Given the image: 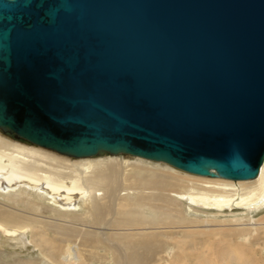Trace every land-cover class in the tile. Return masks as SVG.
Segmentation results:
<instances>
[{"label": "water", "instance_id": "water-1", "mask_svg": "<svg viewBox=\"0 0 264 264\" xmlns=\"http://www.w3.org/2000/svg\"><path fill=\"white\" fill-rule=\"evenodd\" d=\"M0 129L229 179L264 163V0H0Z\"/></svg>", "mask_w": 264, "mask_h": 264}, {"label": "bare ground", "instance_id": "bare-ground-1", "mask_svg": "<svg viewBox=\"0 0 264 264\" xmlns=\"http://www.w3.org/2000/svg\"><path fill=\"white\" fill-rule=\"evenodd\" d=\"M30 144L34 143L12 137L0 129V194L16 201L12 204L0 199V239L3 236L22 241L30 238L27 243H32L40 253L38 259L17 258L15 264H42V259H48V264H89L84 251L92 254L94 248H105V242L99 245L101 239L96 238L99 235L108 239L106 242L116 245H110L112 252L109 250V257L115 264H172L171 260L168 259L166 262L164 256H161L160 240L164 243L170 242L171 245L167 244L176 252L187 251L186 245L190 244L191 251L183 258L197 260V264H258L257 261H262L264 253L256 250L252 242L260 240V234L264 236V231H259L261 228L264 229V215L253 219L252 222L238 217L229 219L231 224L227 226L230 229L227 236L213 232L212 228V233L204 241L199 236L204 232L199 231L200 226L185 222L182 217L177 219L179 215H175V204L186 198L197 207L216 209L217 213L233 208L246 209L250 212L261 210L264 208V163L256 177L229 180L222 177L200 176L170 166L166 170L162 168L161 161L156 163L159 166L154 168L156 170L134 163L129 164L131 168L126 170L128 161L125 162L120 158H112L104 162L96 155L69 157L60 152L53 153L36 148L34 145L44 146ZM107 154L133 156L121 152L97 155ZM133 157L144 160L139 156ZM68 169L75 173L65 174ZM138 171L149 175L141 177ZM117 174L120 176L119 179ZM127 181H130L128 185ZM133 192L138 195L132 196ZM36 193H39L36 195L39 201L30 198V195L35 197ZM17 194L27 195L19 199ZM43 200L48 203H44ZM159 200L163 203L158 204ZM144 201L147 202L148 208L153 207L167 212L162 219L146 224V234L150 233L151 238L144 233L136 236L141 231L136 228L138 226L136 222H131L125 217H115L122 206L130 207ZM21 204H24V207H21ZM80 204L87 210L86 218L82 213L73 211L74 207ZM44 206L52 208L51 210L62 211L67 216L57 218L43 215L42 212L46 211ZM110 206L113 207V218H115L107 219L106 225H100V219L107 216ZM150 217L153 218V215ZM150 219L147 216L142 218L141 215L140 221L145 226L146 220L150 221ZM112 220H117L115 225L124 229L119 234L123 233L121 236L125 242L109 240L107 229ZM228 221L225 220L227 223ZM184 236L189 238L188 241L186 238H181ZM157 237L160 240L156 239ZM215 237H219L218 241ZM227 237L229 240L223 239ZM236 238H239L238 241ZM97 240L98 244H96ZM219 243L221 244V247L218 245L219 249L222 248L221 254L237 252L239 262L235 263L234 259L231 261L226 257L218 258L219 256L215 257L216 255L215 258L208 256V251L216 248L215 244ZM194 245L197 247L195 248ZM262 249L264 251V247ZM173 257H176L175 252ZM0 264H3L1 257Z\"/></svg>", "mask_w": 264, "mask_h": 264}, {"label": "rangeland", "instance_id": "rangeland-1", "mask_svg": "<svg viewBox=\"0 0 264 264\" xmlns=\"http://www.w3.org/2000/svg\"><path fill=\"white\" fill-rule=\"evenodd\" d=\"M12 139H14V138H12ZM14 140H17V139H14ZM17 141H20V140H17ZM20 142H23V141H20ZM24 143H26V142H24ZM30 145L32 146L34 144H30ZM34 146H36V148H41V149L49 150L50 152H53V153H58V151H55V150L52 151V149H50V148L40 147V146L37 147V145H34ZM64 155L65 156H69V155H66V154H64ZM69 157H74V156H69ZM96 157H98V159H103L102 161H104V162L110 161V159H112V158H120V159H123L125 162L128 161V162H126V166H125V169L126 170H128V168H131L129 166V164H131V163L140 164L143 167H149V168H153V169L159 167L156 164V163H159V162L151 161V160H145V159L143 160V159H139L137 157H133V156H129V155H125V156L122 157L121 155L114 156V155L107 154V155H96ZM104 164L105 163H102V165H104ZM160 164H163L162 168L163 169H166V170L169 168V166L172 167V168H175V167H173V166H171L169 164H166L164 162H160ZM154 170H156V169H154ZM129 172L131 173L132 171H129ZM138 172L141 173L140 174L141 177H147L149 175V174H147L145 172H142V171H138ZM64 173L65 174L66 173H75V171H72V170H69L68 169V171L67 172H64ZM202 176H204V175H202ZM208 177H210V176H208ZM119 178H120V176H119V174H117V179H119ZM217 178H221V177H217ZM129 183H130V181H127V185ZM145 192L149 193L148 191H145ZM27 194H22L21 196L19 194H17V196H18L19 199H21L22 197H25ZM38 194L39 193L34 194L35 197L32 196V195H30V194L29 195H30V198L31 199H34L35 198V200H38L39 201V199L36 196ZM137 195L138 194H135L134 192L132 193V196H137ZM9 197H12V196H9ZM1 198H2V200H5V201L10 202L12 204L14 202H16V201H13V199H8L7 198V195H4L3 196V195L0 194V199ZM43 202L44 203H48V202H46L44 200H43ZM145 202L146 201H144L143 203H139L138 204L139 206L138 205H133V206H130V207L122 206L123 208H119L118 214H116V216H115V217L119 216V218L120 217H125L126 219H129L131 222L132 221L136 222L138 224V226H136V228H138V229L141 230L140 232H138L139 235L137 234L136 236H141L143 233L146 234V231H147L146 224L147 223L148 224H151L152 222L157 221V219L158 220H159V218L162 219L165 215H167V212H164L165 210L164 211H161V210L156 209V208L153 209V207H151L152 209L151 208H148L149 206H148L147 202L146 203ZM80 203H82V201ZM86 203L87 202H84V204H86ZM160 203H163V202H161V200H159L158 201V204H160ZM20 206L21 207H24V204H21ZM77 206L74 207L75 209L73 211H75L77 213H82L83 214L82 216L84 218H86V214L85 213H86L87 210L81 204L80 205H77ZM56 207H63V206L56 205ZM175 208H176L175 215L176 216L179 215V216H177V219H179V218L182 217L185 222H189V223L196 224V225H198V227L200 226V228H198L199 231L200 230H203L204 232L203 233L201 232V235H199V236H201L204 241L208 238V236L210 235V233H212V231L213 232H219L221 235H226L227 236L229 234V232H230V229H228L227 226L229 224H231V221H228L229 219H235V218L238 217L240 219H243L244 221L251 220V222H252L253 219H258L259 217H261V216L264 215V208H262L261 210L254 211V212H250L249 210H246V209L244 210V209H240V208H233L231 210L230 209H225L223 212L221 211V213H217L218 211L216 209H211V208H207V207H203V206H198L197 207L196 205H194L193 203H191L186 198H184L183 200H179V202H177L175 204ZM51 209L52 208L49 209L46 206H44V210H46V211L42 212V214L43 215H47V216H54V217H57V218H64V217L67 216V214H63L62 211H55V210H51ZM61 209H65V208H61ZM177 209H178V212L179 213L177 212ZM246 211L248 213H246ZM130 215H131V217H130ZM141 215H142V218L147 216L148 219L151 218L150 215H153V218H151L150 221L149 220H146L145 226H143L142 223H141V221H140ZM113 216H114L113 207L110 206V212H108V214H107V216L105 218H101L100 219L101 220L100 225L101 224L102 225H106V223H105L106 220L113 218ZM250 217H251V219H250ZM93 220L94 219H92V221ZM225 220L228 221V223L225 222ZM93 222L97 223L95 220ZM117 222H118L117 220H115V221L112 220L110 222V224H108V229H107L108 238H109L110 241H114L115 240V241H123V242H125V240H123V237L121 236L123 233L122 234H119V233L123 232L124 229H122L120 227L118 228L115 225ZM248 222H250V221H248ZM110 225H111V227H110ZM212 228H213V230H212ZM93 229H97V228H93ZM209 229H210V231H209ZM220 229H223V231L220 230ZM148 230H151V229H148ZM215 230H217V231H215ZM108 231L109 232L112 231V232L109 233ZM259 231H264V229L261 228ZM207 232H209V233L207 234ZM147 236L149 238H151L150 237L151 236L150 233H148ZM260 236H261V239L258 240V241L252 242V244L255 246L254 248L256 250L260 251V253H264V251L262 249V247H264V236L262 234H260ZM96 238L101 239V242L99 241V243H100L99 245H101V244H103L105 242L104 245H105V248L106 249L105 248L104 249L103 248L102 249L101 248L100 249L99 248L98 249L97 248H94L93 249L94 252H92V254H90L89 252H85L84 251V256L86 258V261L89 264H115L112 261V259L109 257V254H110V251H111L110 248H112L110 245H112V246H116V245L113 244V243L106 242L108 239L106 240L101 235H99ZM181 238H186V241H188V239H189L187 236H184V237H181ZM215 238L218 241L219 237H215ZM156 239H159V238L157 237ZM223 239L229 240V237L223 238ZM236 239L238 241L239 238H236ZM29 240H30V238H29ZM29 240H25V241H22V240H13V239L11 240L10 238L3 236L2 239H0V250H2L0 252L1 263L4 264V262H6L7 264H15V259L17 260V258H21V259H24V258H35V259H38V257H40V253H39L38 249H36L32 243H27ZM177 240L178 239H176V242H177ZM217 241H216V243H217ZM25 242L27 244H25ZM167 243H164V241L160 240V245H162L161 246V252H160V254H161V256H164L166 262L169 259L168 261L171 260L172 264H180V263L181 264H197V260H194V259L188 260V258H183V257H185L191 251L190 250V247H191L190 244H187L186 245V250L187 251L182 252L181 250H178L176 252V251H174V249L170 248L171 247L170 246L171 243L170 242L168 243L170 245H168ZM96 244H98V240L96 241ZM215 245H216L215 246L216 248L208 251V256L210 255V257H214L216 255L215 257H218L219 256L218 258H220V257H226V258L231 259V261L234 259L233 261L235 263H238L239 262L238 261L239 260L238 259L239 254L237 252H233L234 255L231 254V253H228V252L225 253V254H221L220 249H222V248L219 249V246H218V245H220V247H221V244L219 243V244H215ZM195 246L197 247V245H194V247ZM258 246H260V247H258ZM192 250H194V249H192ZM174 252L176 253V257H173V253ZM207 258H205V259L207 260ZM254 260H255V256H254ZM261 260H260L261 262L257 261V263L258 264H261V263L264 264V256H262V259ZM47 261H48V259H46V260L42 259V264H48ZM200 261H202V260H200Z\"/></svg>", "mask_w": 264, "mask_h": 264}]
</instances>
